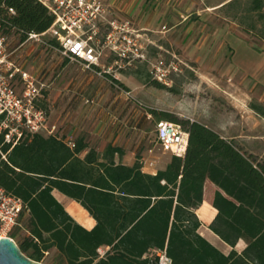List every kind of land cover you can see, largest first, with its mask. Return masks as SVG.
I'll use <instances>...</instances> for the list:
<instances>
[{"label":"trees","instance_id":"1","mask_svg":"<svg viewBox=\"0 0 264 264\" xmlns=\"http://www.w3.org/2000/svg\"><path fill=\"white\" fill-rule=\"evenodd\" d=\"M263 3L231 0L221 8L225 17L236 10L244 17L257 13L262 20ZM0 18L3 32L13 28L21 40L52 23L35 0H0ZM248 26V31L257 29L253 22ZM258 35L264 40L263 29ZM144 67L134 71L142 83L167 88ZM248 107L264 119V105L250 101ZM146 112L188 132L184 156L170 154L154 175L142 172L138 159L132 165L117 162L123 150L116 145L98 151L85 135L68 140L58 133L26 134L1 145L0 134L6 156L0 159V186L24 204L9 234L14 241L19 238L20 251L42 264L52 251L63 264H155L151 252L163 249L172 264H264V159L202 122L155 108ZM207 181L217 188L211 203L217 214L209 229L231 247L242 239L246 246L241 252L232 249L224 255L197 232L201 222L195 211ZM53 190L79 203L95 226L86 230L79 225ZM99 247L108 248L102 257Z\"/></svg>","mask_w":264,"mask_h":264},{"label":"crops","instance_id":"2","mask_svg":"<svg viewBox=\"0 0 264 264\" xmlns=\"http://www.w3.org/2000/svg\"><path fill=\"white\" fill-rule=\"evenodd\" d=\"M101 1L108 8L110 19L128 20L133 29L147 37L157 48H162L159 44L161 42L168 48L165 42L180 29L185 31V35H188L193 26H202L201 33L205 26H214L219 20L217 11L231 0ZM222 19L225 20V18ZM13 34L19 36L17 47L11 50L14 51V60L25 71L32 74L37 81L45 83L47 86L36 99L35 104L46 112L47 124L49 127H55L54 133L59 134L64 131L60 135L71 140L77 137L83 128L87 130L85 128L88 127V134L82 135H85L88 141L91 136L99 138L103 144L96 147L98 151H103L109 143L122 148L123 154L121 157H116L117 162L132 165L138 159L142 165V172L152 175L156 174L158 170L164 169L169 159L165 157L166 153L161 152L155 144L153 147L147 145L143 135L144 124H148L147 120L153 117L146 111L140 117L138 109L134 108V106L137 107V99L133 95L130 98L126 96L125 92L131 93L128 84L131 87L134 84L133 81L126 82L121 78L125 71L119 75L117 81L112 80L109 76H99L94 71L84 68L80 63L62 56L53 43L48 46L51 50L44 52L37 49L40 46L39 43L33 45L30 41L21 40L20 34L16 32ZM229 35L232 36V34ZM156 42L158 45L155 44ZM257 52L258 56L263 59L258 63V67L264 70V51ZM201 58L197 56V62ZM233 58L234 52L230 59ZM241 64L242 66L238 63L240 69H243L248 76L252 71V66L244 62ZM136 69L128 71L134 72ZM196 69L198 73H204L199 66ZM244 77L246 78L245 75ZM242 81L241 84L237 83V86L234 84V87L228 85V89L234 97V100L230 102L234 104L232 105L234 108L239 105L245 107L244 119L248 117L250 123L254 117L261 118L248 107V103L251 101L249 98L251 90L256 89L258 83L247 90V87L242 86ZM262 93L263 96L258 98L260 102H264V90ZM49 120H52L51 125ZM244 128H237L234 123L229 122L219 124L212 129L224 138L243 142L242 146L245 152L253 155L259 154L260 158L264 159V133L257 134L247 130L244 132ZM256 140H259L260 143L257 144ZM216 190L217 188L208 181L205 183L203 202L195 211L201 222L197 232H200L199 235L205 237L208 242L210 241L211 245H213L211 240L217 237L214 240H220L224 246L223 250L217 249L224 255L229 254L232 249L241 252L246 246L242 239L238 240L234 247H231L209 229V225L217 214V210L211 204ZM52 195L83 228L91 230L95 226V219L79 203L57 190H53ZM203 207H205V211H202ZM206 231L214 237L209 236Z\"/></svg>","mask_w":264,"mask_h":264},{"label":"built area","instance_id":"3","mask_svg":"<svg viewBox=\"0 0 264 264\" xmlns=\"http://www.w3.org/2000/svg\"><path fill=\"white\" fill-rule=\"evenodd\" d=\"M44 6L52 17L50 27L42 33H28L26 41L44 44L49 36L59 53L99 76L119 80V75L144 65L150 77L169 87L172 76L182 72L180 60L175 56L166 60L162 56L150 57L153 43L133 29L130 21L108 17L109 10L101 0H35ZM9 13L14 14L12 9ZM13 28L3 32L0 18V134L2 144H13L26 134L51 135L55 127L47 124L46 112L38 108L36 99L47 87L25 71L9 51L8 37ZM130 97L129 91L125 92ZM154 144L163 153L183 157L187 148L188 132L180 125L165 120L155 124ZM0 159L6 156L1 151ZM24 204L19 197L0 186V238L9 237L16 226ZM108 248L99 247V257ZM155 264H172L163 250H154L150 257Z\"/></svg>","mask_w":264,"mask_h":264},{"label":"rangeland","instance_id":"4","mask_svg":"<svg viewBox=\"0 0 264 264\" xmlns=\"http://www.w3.org/2000/svg\"><path fill=\"white\" fill-rule=\"evenodd\" d=\"M239 1L241 4L247 5L250 0ZM261 11L264 15V3ZM217 14L219 16L218 22L214 26H205L202 33L200 32L202 26L199 25L193 26L188 35H185V31L180 29L165 42L168 48L164 44L162 45V42L159 43L162 48H157L155 45L149 47L150 57L162 56L168 60L171 55H175L180 60L182 72L172 76L169 87L165 86L172 90L145 85L136 79L137 76L133 71L122 73L121 78L124 81H133V87L128 84L131 90L130 97L133 95L137 99V107L134 106V108L138 109L140 117L144 115L147 108H155L174 113L179 118L202 122L211 128H216L222 123L232 122L237 128L245 127L244 132L264 133V120L254 117L252 122L250 121L251 125H249L248 117L244 119L245 107L243 105L235 106V108L232 106L234 104L230 101L234 100V97L228 89V85L234 87L235 84L237 86V83L241 84V80H243L242 86L247 87V90L258 83L257 88L251 90L249 98L251 101L264 105V102L258 101V98L263 96L264 70L258 67V63L263 59L257 54V51H264V40L258 35L260 29L264 30V19H259L257 13L244 17L236 10L230 12L232 16L225 17L224 8H220ZM250 22L256 25L255 31H248ZM227 33L232 34V36ZM18 40L19 36L11 33L8 37L7 49L9 51L14 50L18 45ZM52 40L49 36L44 37L45 43H39L40 46L37 49L44 52L51 50L48 46L53 43ZM30 43L36 45L32 41ZM155 44L158 45V42ZM233 52L234 58L230 59ZM197 56L202 57L199 62H197ZM241 62L252 66V71L250 74L248 73V76L243 69H240L238 63L242 66ZM143 66L140 67L143 68ZM198 66L204 73H198L196 69ZM146 71H148L147 68ZM147 121L149 123L144 124L143 135L146 144L153 147L157 120L149 118ZM49 124H52V120H49ZM85 129L88 130V127ZM87 130L83 128L79 135L88 134ZM63 133L64 131L59 135ZM256 141L257 144L260 143L259 140ZM237 143L241 146L243 144V142ZM89 144L100 147L103 143L99 138L91 136ZM169 156L170 154L166 153L165 157L169 158ZM256 156L260 158L259 154ZM18 233L19 235L24 234L23 230H18ZM18 239L15 238V241L17 242ZM211 242L216 248L223 250L224 246L220 240L212 239ZM43 264L63 263L60 257L52 251L46 254Z\"/></svg>","mask_w":264,"mask_h":264},{"label":"water","instance_id":"5","mask_svg":"<svg viewBox=\"0 0 264 264\" xmlns=\"http://www.w3.org/2000/svg\"><path fill=\"white\" fill-rule=\"evenodd\" d=\"M0 264H42L24 255L14 240L0 238Z\"/></svg>","mask_w":264,"mask_h":264},{"label":"bare ground","instance_id":"6","mask_svg":"<svg viewBox=\"0 0 264 264\" xmlns=\"http://www.w3.org/2000/svg\"><path fill=\"white\" fill-rule=\"evenodd\" d=\"M60 193V192H59ZM204 229V228H203ZM207 229V228H206ZM207 233H209L208 231H206ZM200 233V232H199ZM203 233V232H202ZM205 233V232H204ZM205 235H208V234H205ZM209 236H211V234L209 233ZM207 237V236H206ZM212 238L214 237L213 235L211 236ZM205 238V237H204ZM217 238V237H216ZM216 238H213V239H216ZM206 239V238H205ZM212 241V240H211ZM210 242V241H209ZM228 248V246H227Z\"/></svg>","mask_w":264,"mask_h":264}]
</instances>
